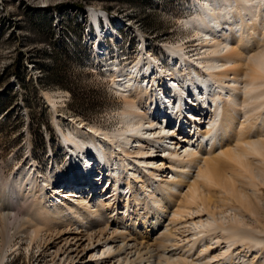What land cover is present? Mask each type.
<instances>
[{"label":"bare ground","instance_id":"6f19581e","mask_svg":"<svg viewBox=\"0 0 264 264\" xmlns=\"http://www.w3.org/2000/svg\"><path fill=\"white\" fill-rule=\"evenodd\" d=\"M195 2L194 16L185 26L195 34L198 48L170 45L163 61L149 55L145 44L138 61L123 66L116 58L105 66L113 91L122 99L119 127L114 132L94 128L86 132L84 126L80 129L71 123L68 134L59 129L69 158L66 173L59 170L58 180L51 177L59 186L42 185L35 161L32 173L5 184L10 202L0 199L4 247L26 240L29 247L40 244L45 248L39 247L40 257L57 248L50 255L52 264H209L212 260L203 261L209 259L211 250L225 245L213 259L232 264L236 247L253 240V233L242 224L226 226L211 211L214 201L207 197L208 186L214 183L221 162L206 155L223 142L232 149L231 141L239 137L235 142L244 141L264 161V141L246 142L242 136L264 132V50L258 49L264 42V0ZM93 17L97 19L98 14L93 12ZM95 39L96 54L106 55L99 42L102 34ZM189 48L194 50L187 51ZM251 48L259 55L254 56L247 73L245 53ZM244 74L245 83L241 80ZM47 97L56 104L49 94ZM241 114L245 121L240 124ZM170 122L175 123L174 128L167 127ZM203 123L207 130L203 131L204 125L200 129ZM57 125L60 128V122ZM222 151L225 157L230 154ZM203 154L205 168L200 166ZM96 157L99 168L92 166ZM195 168L198 172L190 178ZM96 170L95 177L102 175L109 181L105 190L111 191L105 199H100L104 190L94 195L86 188L65 191L67 184L87 187L83 179ZM95 181L91 180L90 189L99 185ZM228 183L225 187L230 195L237 194L233 183ZM67 197H73L72 201H64ZM124 198L130 205L123 203ZM72 227L75 236L56 247L55 233L62 236ZM196 249L197 255L193 253ZM6 252L4 249L1 264Z\"/></svg>","mask_w":264,"mask_h":264},{"label":"rangeland","instance_id":"374dc122","mask_svg":"<svg viewBox=\"0 0 264 264\" xmlns=\"http://www.w3.org/2000/svg\"><path fill=\"white\" fill-rule=\"evenodd\" d=\"M195 7V0H0V199L4 203L10 202V191L5 184L11 183L13 178L32 173V161L37 164L36 170L40 172L42 185H58L51 179L58 180V171L66 173L69 169L68 152L64 142L61 143L59 139V136L63 139L59 129L68 134V130L72 129L71 123L80 129L84 126L86 132L91 128L114 132L119 127L117 114L123 108L122 99L113 91V80L105 73V66L118 58L121 62L123 58L117 55V59L105 61L101 65L100 59L103 60L104 56L94 52L95 34L93 32L92 36L89 32L88 12L94 21L99 16L108 20V12L118 27H124L120 33L124 37L122 51L125 54L121 64L126 66L139 60V52L145 44L149 55L163 61L167 58L166 47L170 45H197L199 42L195 34L185 26L186 21L194 16ZM93 12L98 14L97 19L93 17ZM100 33L103 39L104 30L98 28L96 35ZM108 34L115 35V31L109 29L106 32ZM102 39L99 40L102 42L100 47L105 52L106 43ZM258 49L264 50V42ZM259 51L251 48L249 53H245L244 65L248 64L244 67L245 72L249 73L254 65L253 58L259 55ZM194 53L190 55L194 56ZM245 74L240 77L244 83L248 80ZM47 94L55 100V105L49 101ZM55 109L58 110L57 115ZM243 114L238 116L240 124L245 121ZM157 116L162 119L163 115L158 113ZM59 122L60 128L57 125ZM203 125L206 124L203 123L200 129ZM202 129L207 130L205 127ZM263 133L254 132L250 138H246L245 133L242 134L244 139L241 135L240 139L242 137L246 142L264 141ZM238 138L230 143L232 149L239 151L238 154H233L234 149L226 147V142H223L216 146L212 156L206 155L208 159L214 157L219 161V158L221 162L218 163L219 172L214 183L208 186L210 191L207 197L214 201L211 211L221 223L235 226L239 222L237 226L242 224L253 233V240L236 247L238 249L232 264H264V161L258 155L255 157L256 154L242 144L244 141L235 142ZM208 149L205 144V150ZM224 149L230 151L227 157L222 155ZM240 153L243 157H240ZM229 155L233 159L230 160ZM236 156L241 158L239 162L244 158L243 164L237 162ZM206 157L205 154L201 155L200 166L203 168ZM197 172V168L192 169L189 177H195ZM225 183H233L234 191L237 189L239 194L235 191V195H230ZM67 185L65 191L84 190V187ZM104 191L100 196L102 200L111 190ZM72 198H64V201H72ZM126 199L124 204H127ZM140 213H144V210ZM73 228L65 231L63 237L55 233L57 238L53 239H58L56 247L64 246L67 239L70 241L73 238L70 237L75 233ZM1 236L0 232V264L4 249L8 251V256L3 264H52L50 255L57 248L40 257L41 249H45L42 245L29 247L28 241L18 240L12 248H8L4 247ZM224 246L213 252L211 250L209 259L203 262L212 260L209 264H223V261L215 262L213 258L220 254ZM79 249L81 251L82 247ZM198 252L197 249L193 251L196 255Z\"/></svg>","mask_w":264,"mask_h":264}]
</instances>
